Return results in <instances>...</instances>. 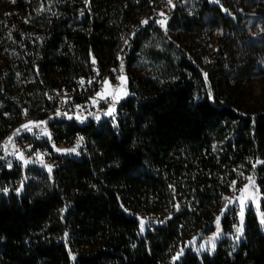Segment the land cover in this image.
Wrapping results in <instances>:
<instances>
[{"label": "trees", "instance_id": "trees-1", "mask_svg": "<svg viewBox=\"0 0 264 264\" xmlns=\"http://www.w3.org/2000/svg\"><path fill=\"white\" fill-rule=\"evenodd\" d=\"M54 1L56 15L43 21L47 41L39 57L33 56L20 69L37 79V94L31 96L13 69L0 78V148L24 116L40 120L55 113L50 99L55 89L78 93L77 80L99 81L112 73L131 23H138L133 15L148 12L159 0H90L84 11L67 9L63 0ZM220 1L233 12L253 0ZM207 9L223 17L219 9ZM223 26L234 30L227 18ZM153 29L161 32L148 25L140 27L139 35H129L123 54L132 47L142 49ZM162 57L169 63L163 83L128 77L131 96L118 107L116 127L110 122L60 123L61 144L79 135L87 139L88 150L79 160L58 158V168L50 176L32 180L21 198L11 193L8 200H0V264H264V232L252 212L246 215L245 237L237 247L224 240L213 255L186 253L180 262H172L183 243L193 237L187 231L195 219L204 217L208 231L212 230L227 192L218 181L222 165L213 166L209 180L213 192L208 185L199 190V213L182 210L143 236L140 233L138 205L147 191L164 186L182 156L205 164L206 153L216 144L222 146L225 157L235 159V165L264 161V108L245 115L246 105L228 98L229 94L221 104L213 97L216 86L201 78L193 64L184 61L174 66L172 58ZM184 70L193 74L191 80ZM234 124L240 129L238 136L226 142ZM0 156L4 155L0 152ZM17 176L0 165L2 182H11L13 188ZM256 176L264 195V164L256 168ZM261 209L264 213V203ZM235 223L236 214L226 216L222 227L230 230Z\"/></svg>", "mask_w": 264, "mask_h": 264}, {"label": "rangeland", "instance_id": "rangeland-1", "mask_svg": "<svg viewBox=\"0 0 264 264\" xmlns=\"http://www.w3.org/2000/svg\"><path fill=\"white\" fill-rule=\"evenodd\" d=\"M116 1V0H115ZM41 5H37L36 0H0V78L6 76L9 70L13 69L21 84L29 90L31 96H35L36 78L23 75L20 69L29 64V59L33 56L39 57V51L43 44L47 41L46 30L43 28V21L49 20L57 13V6L54 0H42ZM90 0H63V4L67 9L84 11L89 6ZM27 7L24 11L22 8ZM207 8H217L223 14V17H218L213 11L208 12ZM163 13V15H161ZM133 18H138V23L130 25V31L124 38L120 52L117 55L118 66L112 74L116 76V85L107 83L98 91L102 94H108L107 98L112 99V95H122L118 101L106 103L107 98L102 96H93L91 102L97 108V114L100 119L97 121L94 116H80L83 123L73 117L72 120L67 119L63 115V111L59 110L61 115L55 113L43 117L38 120L34 115L26 119L29 121H47L46 127L51 133V140L46 137V141L42 143H32L30 149L19 147V138L23 134H31L22 127L20 133L13 138V141L8 144L7 151H13V144L18 150L17 155L13 156V164L11 172L15 171L18 176L13 180V193L17 198L24 195V189L32 180H36L38 176H50L58 168L57 159L71 158L78 160L86 154L87 139L84 141L81 148L78 149L80 155H66L56 152L52 144L60 149L72 148L79 135L68 137L66 143H60V130H63L61 122L74 121L79 126L88 125L94 122L100 125L103 122H110L113 126H117L118 107L125 102L130 96L128 77L132 75L135 81L138 80H153L154 82L163 83L160 81L167 76L169 71V63L163 59L172 58L174 66L180 65L182 62L193 64L201 78H204L203 73H207V80L213 82V97L219 99L221 104L226 94L228 98L241 100V103L246 107L243 110L245 115H249L254 109L264 108V0H253L245 3L242 7H237L233 12L225 8L220 0H159L152 5V8L143 14L133 15ZM223 18H227L233 22L234 30H227L223 26ZM147 20V24H141V21ZM161 21L163 23H158ZM190 23V26L185 24ZM144 28L148 25L159 28L161 32L153 29L149 38L143 43L142 49L135 51L130 48L128 53L123 54L126 49L129 35H135L139 32L140 27ZM140 33H138L139 35ZM22 39V40H21ZM23 42H28L30 47L24 45ZM36 49L34 51L33 49ZM118 57L120 59H118ZM133 59V61H131ZM121 61L124 68L121 71ZM189 80L193 74L189 71H183ZM124 76L125 80L121 81L118 77ZM63 80V79H62ZM92 80H94L92 78ZM77 84L81 85V80H77ZM80 85L78 88H80ZM72 89H67L63 94L62 99L65 101L71 93ZM126 93V94H124ZM115 108L112 116L105 115L109 107ZM43 111V109H39ZM95 115V116H96ZM114 117V119H113ZM23 124V125H24ZM35 128L40 129L34 125ZM115 126V127H116ZM240 131L237 125H233L226 142H234ZM5 140L0 148L1 155H5L4 145ZM214 145L212 151L206 153L205 161L195 159L192 156H182L180 165L176 171H173L165 180L163 187L158 190L150 189L145 193L142 203L138 205L137 217L145 222V230L147 231L155 226L163 224L169 220V217L178 214L182 210L190 212H200L199 190H203L204 186H211L213 192V166L222 165V172L218 176V181L222 183L226 194L224 197H229L235 200L241 195L242 189L249 181L246 177H252L256 187L250 186V191L255 192V201L246 200L244 203L243 215V236L239 240L234 237L236 235L234 225L240 224V208L239 204H228V210L223 212L225 204L228 203L224 197L221 204L219 214L216 215L215 221L211 226L212 230L207 226L204 217L195 219L187 233L193 237L187 240L179 248L178 252L183 249V254L179 259L173 261L178 263L190 253L194 256L213 255L217 246L224 240H227L231 245L237 247L245 237L246 215L252 212L258 219L261 230L264 232V223L261 222L264 218L261 205L264 203V195L258 184L256 176V168L262 163L256 164L249 162L245 166L235 165L234 158L225 157V152L222 151V146ZM39 151L45 163L52 166L51 173L46 168L41 167L39 163H30L27 167L22 166L17 156L23 153L28 159H38L35 153ZM223 152V153H222ZM255 166V167H254ZM25 177H27L25 179ZM23 180V190L17 195L14 189L20 187V182ZM235 185L232 186V182ZM258 187V191L256 188ZM178 205L179 210L175 207ZM210 206H208L209 208ZM209 210V209H208ZM236 214V223L230 230H224L222 222L226 216L232 217ZM219 217V235L216 239V249L214 252L202 250L199 253L195 251L200 244L213 236L217 232V218ZM171 219V218H170ZM177 252V253H178ZM176 253V254H177ZM175 254V256H176Z\"/></svg>", "mask_w": 264, "mask_h": 264}, {"label": "snow or ice", "instance_id": "snow-or-ice-1", "mask_svg": "<svg viewBox=\"0 0 264 264\" xmlns=\"http://www.w3.org/2000/svg\"><path fill=\"white\" fill-rule=\"evenodd\" d=\"M87 2V0H86ZM171 2V0H169V3ZM83 15V13H81ZM161 15H163V13H161ZM158 23H163L161 21H157ZM148 21L147 20H143L141 21V24H147ZM135 35V33H133V36ZM125 43H127V41H125ZM118 59H120L118 57ZM92 64L95 65L96 64V60L95 58L92 59ZM121 71H123V68H124V65H123V62L121 61ZM113 71H115V69H113ZM97 74H99L97 72ZM204 77H205V80H207V73H203ZM119 80L123 81L125 80V77L124 76H120L118 77ZM83 81H81L82 83ZM89 83H91V81H89ZM105 84L108 83V81H104ZM126 94V93H124ZM97 96H102L103 98H107V95L108 94H102L101 92H97L96 93ZM123 95V94H122ZM122 95H112V100L113 101H118L120 98H122ZM51 99V97H50ZM209 99H213V102H214V98L212 97V94H211V91L209 90ZM77 109H79L81 106L80 105H77L76 106ZM115 111V108L114 106L113 107H109L105 113V115H108V116H112L113 113ZM26 115V110H25V113ZM57 115H61V113L59 112V110H57ZM90 115H92V113H89ZM64 116L67 117V119L69 120H72L73 119V116L71 115H68L67 112L63 113ZM87 117H84L83 119L79 116V115H76L75 116V119L80 121L81 123H83V120L86 119ZM94 118L98 121L100 119V116L96 115L94 116ZM114 119V117H113ZM47 124V121H29L28 123H25L24 125H22L21 127L23 129H25L27 132H32V127H30L29 125H34L36 127H39L40 128V134L41 136H45L47 137L49 140H51V133L48 131V129L46 127H40L41 125H46ZM116 125H114L115 127ZM20 133V129H16L15 132L13 133L12 136H10L8 138V141L5 142V145H4V150H5V155L4 156H0V160H5L6 161V166L11 169L12 167V162L7 160V155L11 154V155H17V152L18 150L15 148V145L13 144V151L11 153H8L7 151V146L9 143H11L13 141V138L18 135ZM38 139L40 137H37ZM84 141V137L83 136H79L76 140V143L75 145L72 147V148H67V149H60V148H57L55 146V143L52 144V147L53 149L58 152V153H62V154H66V155H77L79 156L80 155V152L78 151V149L81 148V145ZM29 149H30V146H29ZM35 156L38 158V159H35V160H32V159H28L24 156L23 153H20L17 158L22 161V166L23 167H27L30 163H39L41 165V167L43 168H46L48 170L49 173H51L52 171V166L48 165L47 163L44 162L43 160V156L42 154L37 151L35 153ZM259 163H262L264 164V161H260ZM255 167V166H254ZM27 177H25L26 179ZM246 179L249 181V184H246L242 189H240V193L241 195L239 197H237L235 200H232L230 199L229 197H224V199L228 202L225 204L224 208L221 210L222 211V214L223 212L227 211L228 210V204H239V208H240V212H239V215L241 217L240 219V224L239 226H236L234 225L233 227L235 228V232H236V235H235V239L236 240H239L241 236H243L244 232H243V224H244V220H243V215H244V203L246 200H251V201H255L256 199V195H255V192H252L250 191V186L251 187H256L255 186V181L252 179V177H246ZM235 181L232 182V186L235 185ZM23 187H24V182L23 180H21L20 182V187L19 188H16L14 189L15 192L17 193V195H19V193L23 190ZM0 191H2L4 194H8V192L10 191L8 188H3V189H0ZM256 191H258V187L256 188ZM123 207V205L121 206ZM177 208V210H179V207L178 205L175 206ZM125 211H127V209H124ZM171 217H169L170 219ZM262 223H264V218H262L261 220ZM139 229H140V232L143 233L144 230H145V222L143 219L140 220L139 222ZM218 235H219V217L217 218V232L213 234V236L211 237H208L204 243L200 244L199 248H196L195 251L196 252H200L202 250H205V251H208L209 253H212L215 251L216 249V239L218 238ZM67 237V233H65V238ZM133 248L136 247L135 244L132 245ZM183 254V249H181L177 254L176 256L173 257V261L179 259V257ZM72 260L75 261L76 260V256L75 255H72Z\"/></svg>", "mask_w": 264, "mask_h": 264}, {"label": "built area", "instance_id": "built-area-1", "mask_svg": "<svg viewBox=\"0 0 264 264\" xmlns=\"http://www.w3.org/2000/svg\"><path fill=\"white\" fill-rule=\"evenodd\" d=\"M91 81V83H89ZM104 81H108V83L116 85L117 78L115 75H113L111 72H108L103 79L96 81V80H84L80 88L78 89V93H71L69 97L63 101L62 96L65 93L64 88L61 89H55L53 94L50 96L51 100L53 101V105L55 106V112L57 110H61L64 113L67 112L68 115H71L75 117L76 115L83 116V115H90L89 113H92L90 116H95L97 114V108L94 106L91 102L93 96L104 86ZM111 98L106 99V103L111 102ZM77 105H80L81 107L77 109ZM28 117L24 116L23 121L11 129L10 133L6 136V138L2 141L4 142L7 140L10 136L13 135L16 129H20L21 126L24 124ZM37 118V117H36ZM37 137H40L39 139ZM46 141L45 136H41L40 129L35 128L31 134H23L19 138V147L22 149L28 148L32 143H42ZM32 142V143H31ZM13 156L7 155V160L11 161L13 164ZM81 159V158H80ZM79 160V159H78ZM1 170H5L8 173L11 171L6 166L5 160H0ZM8 188L10 191L8 194H4L2 191H0V200H8L11 193H13V188L11 185V182L4 183L2 182L0 178V189ZM14 194V193H13Z\"/></svg>", "mask_w": 264, "mask_h": 264}]
</instances>
